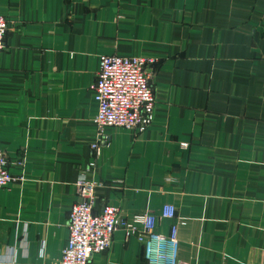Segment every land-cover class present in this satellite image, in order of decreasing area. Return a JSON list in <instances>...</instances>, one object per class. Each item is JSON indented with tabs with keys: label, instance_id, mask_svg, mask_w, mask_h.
Segmentation results:
<instances>
[{
	"label": "crops",
	"instance_id": "0c3cea01",
	"mask_svg": "<svg viewBox=\"0 0 264 264\" xmlns=\"http://www.w3.org/2000/svg\"><path fill=\"white\" fill-rule=\"evenodd\" d=\"M0 264H58L79 176L94 211L178 228L176 264H264V0H0ZM154 59L142 133L93 122L101 58ZM98 144V150L91 149ZM187 144L181 148L180 144ZM93 161L94 167L89 168ZM117 229L91 264H148Z\"/></svg>",
	"mask_w": 264,
	"mask_h": 264
},
{
	"label": "built area",
	"instance_id": "2783aa9c",
	"mask_svg": "<svg viewBox=\"0 0 264 264\" xmlns=\"http://www.w3.org/2000/svg\"><path fill=\"white\" fill-rule=\"evenodd\" d=\"M7 20L0 16V54L4 48V37L8 30ZM154 59L142 56L108 55L101 58L99 71L91 90L97 103V113L93 120L97 136L104 140V128H123L142 133L154 119L155 99L150 84L153 75ZM186 148L187 144H180ZM98 150V144L91 146ZM91 161L89 168L94 167ZM15 178L7 169V161L0 149V188L6 187ZM80 201L73 204L69 211L67 228L68 239L61 251L58 264H91L93 255L106 251L111 244L114 232L121 228L128 238L135 235L140 227L147 235H138L144 248L148 264H176L178 250V228L185 226L184 221L171 225L168 235L156 231L157 221L176 218L175 207L164 204L159 217L148 213H137L130 218L121 216L120 211L109 204L94 211L97 183L81 175L76 183ZM14 249L4 264H18Z\"/></svg>",
	"mask_w": 264,
	"mask_h": 264
}]
</instances>
